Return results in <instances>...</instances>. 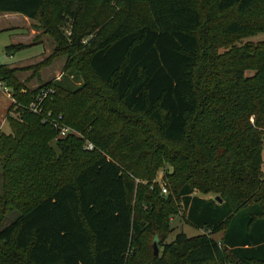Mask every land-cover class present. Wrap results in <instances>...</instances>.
Wrapping results in <instances>:
<instances>
[{"label":"trees","instance_id":"trees-1","mask_svg":"<svg viewBox=\"0 0 264 264\" xmlns=\"http://www.w3.org/2000/svg\"><path fill=\"white\" fill-rule=\"evenodd\" d=\"M259 6L252 23L229 19ZM0 12L56 43L36 64L0 65L18 113L0 130V222L18 213L0 227V264H264V38L230 40L264 35V0H0ZM63 55L59 81L26 86ZM48 86L43 112L80 137L55 139L27 109ZM160 169L166 194L151 183ZM176 201L201 233L165 243Z\"/></svg>","mask_w":264,"mask_h":264},{"label":"rangeland","instance_id":"rangeland-1","mask_svg":"<svg viewBox=\"0 0 264 264\" xmlns=\"http://www.w3.org/2000/svg\"><path fill=\"white\" fill-rule=\"evenodd\" d=\"M263 9L260 8V6L252 13L248 14H232L229 19L235 18L238 19L240 23H252L254 21V18L257 16L262 15ZM235 16V17H234ZM26 18L21 15V14H15V15H10L7 20L3 19L0 22V25L2 27L7 28L6 30H1L0 31V65H8L11 68H20L22 66H28V65H33L41 60H43L46 56H48L54 49L56 43L48 35H41V38H44V40L41 42L40 40L37 41L36 43L30 38L29 35H27L28 28L26 27ZM34 23H36L34 21ZM63 30L66 34H68V27L66 25L63 26ZM264 38L263 33L260 32H252L251 29L243 30L241 33L238 35H235L231 37V46H243V45H257L258 42H260ZM20 43H25L29 44L26 47H23L19 50H15L12 53H7L6 52V47L12 46V45H17ZM231 46L228 47H221L219 49V52H224L227 49H229ZM67 63V56H59L53 62L48 65L47 67L43 68L41 70L40 76L41 80L40 82L37 79H32L29 82L26 83V86L30 89L37 88L38 86L41 85L43 81H48V80H54V81H59L62 77L64 66ZM31 72H19L17 74L18 78L21 81H25L29 74ZM254 74V71H246L245 76H252ZM72 79V78H71ZM73 81H77L72 79ZM74 84H77V82H73ZM78 85V84H77ZM8 89L5 88L4 86L0 85V130L4 131L6 133L9 132V126L7 124L6 118L7 116H12V117H18V113L16 112L15 107L10 108L12 102V98L7 93ZM250 121L253 122V116H251ZM262 133V158L264 161V127L259 128ZM76 137H80L78 134H73ZM58 138V133L56 134L55 139ZM85 146V144H84ZM85 149V147H84ZM170 170V169H169ZM1 165H0V191L2 189V175H1ZM263 171H264V162H263ZM163 173L164 169H160L157 171L156 176L154 177L153 180H151V183H156L159 187H165L164 184V178H163ZM147 181H142V183H146ZM197 195L203 197V198H212L214 195L213 194H199ZM175 207H176V212L174 214H171L168 219V228H169V233L167 235V238L165 240V243L171 242L175 236L179 233H184L188 237L195 236L199 233H201V230L191 226L188 224V222L185 220L183 217V209L181 204L176 201L175 202ZM18 213L16 211H12L9 213H6L4 216V219L0 222V227L3 225H6L10 223ZM214 238L219 239L221 237V233L213 235ZM150 237L146 238L144 240L145 245L148 247V251H150ZM151 252V251H150ZM160 253V249H159Z\"/></svg>","mask_w":264,"mask_h":264},{"label":"built area","instance_id":"built-area-1","mask_svg":"<svg viewBox=\"0 0 264 264\" xmlns=\"http://www.w3.org/2000/svg\"><path fill=\"white\" fill-rule=\"evenodd\" d=\"M83 42H86V39ZM7 93L11 98L9 91H7ZM53 94V87L48 86L40 88L34 100L28 105L27 109L32 113L41 114L42 123L51 125L53 128H55L58 133V138L65 137L69 134L80 135L79 132L75 131L74 129L63 123V116L61 114L54 115L49 111L45 113L43 112V102ZM12 102H14L13 99ZM84 147L86 150H92L94 148L93 144L88 141L85 143ZM161 190L163 194L167 193V189L165 187H162Z\"/></svg>","mask_w":264,"mask_h":264},{"label":"crops","instance_id":"crops-1","mask_svg":"<svg viewBox=\"0 0 264 264\" xmlns=\"http://www.w3.org/2000/svg\"><path fill=\"white\" fill-rule=\"evenodd\" d=\"M15 14H20V13H9V12H4V13H1L0 12V22H1V20H3V19H5V20H7V18L10 16V15H15ZM22 15V14H21ZM24 16V15H23ZM25 18H26V27L28 28V31H27V35H29L30 36V38L32 39V38H34V42L33 43H36L37 41H43L44 40V38H41L40 36H41V30H38V29H36L33 25L35 24L34 23V20H32V19H30V18H28V17H26V16H24ZM7 28H5V27H2L1 25H0V31L1 30H6ZM37 36H39L38 38H36ZM32 41H33V39H32ZM20 44H23V45H29V44H25V43H20ZM29 66V65H28ZM22 67H26V66H22ZM19 68V67H18ZM41 73V72H40ZM30 75V74H29ZM17 78H18V76H17ZM40 78H41V76H40ZM19 79V78H18ZM20 80V79H19ZM41 80V79H40ZM40 80H38L39 82H40ZM21 81V80H20ZM48 81H50V80H48ZM43 82H47V81H43ZM42 82V83H43ZM1 85V84H0Z\"/></svg>","mask_w":264,"mask_h":264},{"label":"water","instance_id":"water-1","mask_svg":"<svg viewBox=\"0 0 264 264\" xmlns=\"http://www.w3.org/2000/svg\"><path fill=\"white\" fill-rule=\"evenodd\" d=\"M215 200L218 201V203H221L222 202L219 196H217L215 198ZM153 254L155 256H157L159 254V248H158V245H157L156 242L153 243Z\"/></svg>","mask_w":264,"mask_h":264}]
</instances>
